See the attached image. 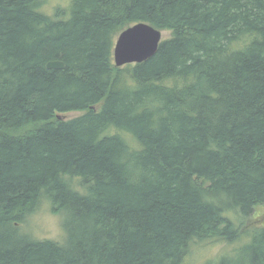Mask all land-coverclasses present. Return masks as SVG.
<instances>
[{
	"label": "trees",
	"instance_id": "1",
	"mask_svg": "<svg viewBox=\"0 0 264 264\" xmlns=\"http://www.w3.org/2000/svg\"><path fill=\"white\" fill-rule=\"evenodd\" d=\"M48 4L0 0V264H264V0ZM138 22L171 34L116 66ZM43 203L63 239L27 233Z\"/></svg>",
	"mask_w": 264,
	"mask_h": 264
},
{
	"label": "rangeland",
	"instance_id": "2",
	"mask_svg": "<svg viewBox=\"0 0 264 264\" xmlns=\"http://www.w3.org/2000/svg\"><path fill=\"white\" fill-rule=\"evenodd\" d=\"M49 4L45 6V11L49 14L53 12L54 7H61L68 9L70 6V0H47ZM169 31H163L164 39L170 36ZM118 36V35H117ZM116 36V38H117ZM82 114V111H70L59 114L60 118H72ZM36 125V124H34ZM63 214H54L48 207V203L43 205L33 212L25 222V229L27 233L35 238H51L55 240L63 239L64 226L62 225ZM259 223L264 225V205L255 209L253 216H251L248 224L244 229L250 228L254 224ZM60 238V239H59ZM230 244L224 242L211 243L210 245L194 246L193 252L187 255L186 264H209L210 262L218 263L220 255L223 254Z\"/></svg>",
	"mask_w": 264,
	"mask_h": 264
},
{
	"label": "water",
	"instance_id": "3",
	"mask_svg": "<svg viewBox=\"0 0 264 264\" xmlns=\"http://www.w3.org/2000/svg\"><path fill=\"white\" fill-rule=\"evenodd\" d=\"M162 41V31L147 22H138L121 31L115 41L114 61L116 66L140 63L148 60L158 50ZM50 69H62L65 63L51 60Z\"/></svg>",
	"mask_w": 264,
	"mask_h": 264
},
{
	"label": "bare ground",
	"instance_id": "4",
	"mask_svg": "<svg viewBox=\"0 0 264 264\" xmlns=\"http://www.w3.org/2000/svg\"><path fill=\"white\" fill-rule=\"evenodd\" d=\"M161 31H162V30H161ZM162 39H163V31H162ZM154 55H155V54H154ZM154 55H153V56H154ZM113 57H114V54H113ZM150 58H151V57H150ZM150 58H149V59H150ZM114 62H115V61H114ZM115 65H116V64H115ZM120 67H121V66H120ZM47 68H48V67H47ZM61 115H62V114H61ZM58 116L60 117V115H58Z\"/></svg>",
	"mask_w": 264,
	"mask_h": 264
},
{
	"label": "flooded vegetation",
	"instance_id": "5",
	"mask_svg": "<svg viewBox=\"0 0 264 264\" xmlns=\"http://www.w3.org/2000/svg\"><path fill=\"white\" fill-rule=\"evenodd\" d=\"M158 29V28H157ZM160 30V29H159ZM119 35V34H118ZM118 37V36H117ZM117 39V38H116ZM116 41V40H115ZM162 42V41H161ZM161 44V43H160ZM160 46V45H159Z\"/></svg>",
	"mask_w": 264,
	"mask_h": 264
}]
</instances>
